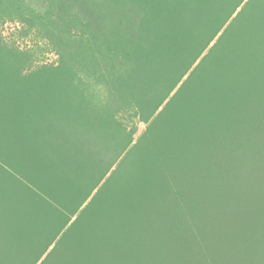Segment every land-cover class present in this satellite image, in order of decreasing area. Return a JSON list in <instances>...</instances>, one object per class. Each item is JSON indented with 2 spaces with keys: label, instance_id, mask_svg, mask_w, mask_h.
I'll return each mask as SVG.
<instances>
[{
  "label": "rangeland",
  "instance_id": "obj_1",
  "mask_svg": "<svg viewBox=\"0 0 264 264\" xmlns=\"http://www.w3.org/2000/svg\"><path fill=\"white\" fill-rule=\"evenodd\" d=\"M200 2L210 7L207 21L219 25L229 15L222 6L227 1ZM188 4L0 0V83L14 87L24 80L22 74L70 67L65 76L85 87L95 105L119 106L112 115L126 148L133 146L140 162L130 164L116 131L108 130L100 169L104 179L98 182L95 173L78 194L91 191L87 204L108 177L99 193L108 194L107 206L97 211L94 202L75 232L48 231L38 234L36 243L23 239L25 247L8 248V235L17 234L0 232L6 244L0 264H20L24 257L32 264L47 256L54 264H264V97L259 96L261 102L248 93L239 95L261 79L257 71L246 82L224 79L238 80L241 70L234 69L233 54L243 35L248 37V23L264 12V0H244L207 46L200 22L188 29L200 11ZM91 14L99 21L87 20ZM169 26L180 29L181 42L172 41L178 30ZM250 46L247 40L248 57ZM215 72L218 77L204 84ZM35 81L57 86L60 79Z\"/></svg>",
  "mask_w": 264,
  "mask_h": 264
},
{
  "label": "trees",
  "instance_id": "obj_2",
  "mask_svg": "<svg viewBox=\"0 0 264 264\" xmlns=\"http://www.w3.org/2000/svg\"><path fill=\"white\" fill-rule=\"evenodd\" d=\"M62 1L67 2L68 0ZM224 1L227 2L222 6L229 15L225 21L221 20V23L217 25L218 23L207 21L208 13L205 11L210 8L209 6L202 4L200 0H189L188 7L194 11L195 9L200 11L196 12L195 19L187 23L188 29L195 28L200 22L203 36L208 39L206 46L220 33L244 0ZM202 5L203 7H201ZM244 10L245 8L237 14L236 18ZM98 16L91 14L87 20L97 19L99 21ZM197 19L198 22L195 23L194 21ZM206 21L209 23L207 27ZM170 29L173 32L178 30L177 27ZM249 30H251V35L247 32ZM225 32L223 31L220 39L224 37ZM244 34L248 37L245 38L242 34L243 38L236 41L239 43L233 54L237 58L238 65L234 69L241 70L238 80L232 78L228 80V75H225L224 79L227 80V83L230 81L246 82L247 78L252 76L251 72L257 71L261 79L259 87L250 86L249 90L241 92L239 95L248 93V96L258 97L263 102L259 96L264 97V70L262 71L261 67L264 59V12L256 13V16L248 23ZM183 37L180 35L179 29L172 41L174 43L181 42ZM247 40L253 42V46H250L249 50L250 57L246 54L245 42ZM203 50L205 51V49ZM159 60L161 63L158 64H164L163 59ZM229 60L225 59L227 64L224 65L225 71L229 70L228 65L231 67ZM241 62L246 65H244L245 68L240 65ZM200 64L193 69L183 85L189 81ZM192 65L183 68L182 78ZM67 68L70 67L59 66L53 69H42L31 76L21 73L25 78L14 87H8L7 82L0 83V143H4V140L10 143L7 146L0 145V160L3 159L8 164L7 168L0 163V223L3 221L1 217H5V225L0 224V232L17 234L11 239L8 235V248L11 246L25 247L21 244L28 243L25 240L29 238L35 240L36 243L40 240L38 234L48 231L56 230L63 234L67 231L75 232L74 227H76L77 221L84 216L85 211L92 203L95 202L97 211L107 206L108 194L100 195L99 193L103 191L105 185H108L109 178L106 177L108 167L105 170L104 177L106 179L103 181L104 183L102 182V187L97 190L87 204L86 202L92 194L91 191L83 193L80 197L78 194L84 190L83 186L87 179L95 173H99L98 182L99 177L100 181L104 179L100 176V169L103 167L102 161L105 159L104 155L107 154L106 150L110 142L108 130L116 131L115 139L121 141L122 152L124 147L128 150L122 128L112 115L119 106L110 110L112 103L107 101L102 103L101 107L100 104L99 106L95 105L92 97L84 92L85 87L74 82L72 80L74 77L65 76L68 73ZM223 69V67L219 69L220 75ZM41 73L44 76H38ZM38 77L41 79L58 77L60 82L56 86L52 82L35 81ZM217 77L215 72L204 84ZM61 88L63 91H59ZM261 89L262 92L259 95L258 92ZM199 102H202V99ZM262 106L264 105L262 104ZM3 118H6L5 123L4 120H1ZM104 131L107 134H104ZM133 149L132 146L131 150H128L130 156L128 161L130 164L135 162L139 164V159L134 155ZM48 180L50 184L47 183ZM88 217L92 218L91 213ZM70 222L71 226L69 225L70 227L67 228ZM25 233L26 236L23 237ZM23 239L25 240L23 241ZM4 247L6 244L0 241V251ZM10 258L8 257V260ZM39 259L32 264H37ZM52 261L47 256L41 260L40 264H52ZM22 263L30 264V260L24 257L20 264Z\"/></svg>",
  "mask_w": 264,
  "mask_h": 264
},
{
  "label": "crops",
  "instance_id": "obj_3",
  "mask_svg": "<svg viewBox=\"0 0 264 264\" xmlns=\"http://www.w3.org/2000/svg\"><path fill=\"white\" fill-rule=\"evenodd\" d=\"M8 134L11 135L10 133H8ZM8 142H9V141H8ZM0 145H1V146H2V145L7 146V145H10V143H7V142L4 140V143H0ZM1 146H0V147H1ZM21 150H22V149H21ZM0 163H1V164H4L5 167L8 168V164H6V163L3 161V159L0 160ZM41 171H42V170H41ZM46 173H47V172H46ZM46 176H47V175H46ZM47 183L50 184V183H49V180H48Z\"/></svg>",
  "mask_w": 264,
  "mask_h": 264
}]
</instances>
